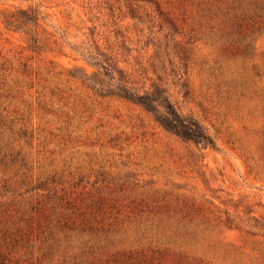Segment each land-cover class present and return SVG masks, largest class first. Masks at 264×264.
Returning a JSON list of instances; mask_svg holds the SVG:
<instances>
[{
  "label": "rangeland",
  "instance_id": "rangeland-1",
  "mask_svg": "<svg viewBox=\"0 0 264 264\" xmlns=\"http://www.w3.org/2000/svg\"><path fill=\"white\" fill-rule=\"evenodd\" d=\"M106 60L216 145L89 85ZM0 264H264V0H0Z\"/></svg>",
  "mask_w": 264,
  "mask_h": 264
},
{
  "label": "trees",
  "instance_id": "trees-1",
  "mask_svg": "<svg viewBox=\"0 0 264 264\" xmlns=\"http://www.w3.org/2000/svg\"><path fill=\"white\" fill-rule=\"evenodd\" d=\"M40 20V13L29 8L10 11L3 16V21L9 29L23 31L28 34L32 46L36 48H40V40L36 31V28L40 25ZM95 65L104 69L105 72L102 73L98 70L93 75H86V81H89L88 84L93 88L98 87V90L106 94L119 96L142 105L146 110L153 113L156 121L164 129L184 140L200 142L212 147L216 145L214 138L207 132L202 123L192 115L181 113L165 92L160 90L155 83H152L149 88L144 86L145 88L139 91L133 86L136 82L131 80L132 77L125 69L113 66L107 60L104 63L95 62ZM111 69L118 74L117 83L112 84L113 88L106 84L104 80L98 78V75L103 74L115 79L113 73L110 72Z\"/></svg>",
  "mask_w": 264,
  "mask_h": 264
}]
</instances>
